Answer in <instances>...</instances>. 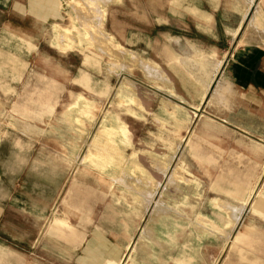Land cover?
<instances>
[{"label": "crops", "instance_id": "1", "mask_svg": "<svg viewBox=\"0 0 264 264\" xmlns=\"http://www.w3.org/2000/svg\"><path fill=\"white\" fill-rule=\"evenodd\" d=\"M68 1L0 0V264H214L175 242L214 187L264 264V0H93L90 51Z\"/></svg>", "mask_w": 264, "mask_h": 264}, {"label": "rangeland", "instance_id": "2", "mask_svg": "<svg viewBox=\"0 0 264 264\" xmlns=\"http://www.w3.org/2000/svg\"><path fill=\"white\" fill-rule=\"evenodd\" d=\"M100 3H104L106 0H100ZM113 1V0H112ZM70 8L68 10V19L64 24H66V28H68L69 34L71 36L73 35H81L78 37H85V40L83 42V47L85 49H89V51L93 48V43L91 41H87V32L90 34L89 29H92V27H84V21L80 24L79 20L81 18H86L90 16L89 12L87 11L89 6L94 3L93 0H69ZM107 2V1H106ZM116 3L118 4V10L125 11L126 8L124 5H128L129 8L131 5H136L142 3L149 7V10L154 9L156 5V0H117ZM89 5V6H88ZM87 7V8H86ZM88 19V18H86ZM82 25V26H81ZM64 26V25H63ZM73 39V38H72ZM71 40V43L69 44L68 48L69 51H73L72 53H75L74 47L76 44H74V40ZM80 39V38H79ZM79 41V40H78ZM73 43V44H72ZM108 43V42H107ZM81 44V42H80ZM105 44V43H103ZM103 44L97 43V46H101L102 48L106 46ZM60 46V45H58ZM103 49L105 52H108V50ZM75 55V54H74ZM69 59L75 61V56H69ZM153 110V109H150ZM155 110V109H154ZM149 130H155L157 125L149 124ZM215 176V174H213ZM263 185V182H262ZM200 193L197 196V203L195 204L196 215L197 219L195 221V230L191 226L190 229L185 230L184 228L188 226L189 221H182V232L179 236L175 237V242L180 243V249H181V256H185L186 258L190 259L191 257L202 260V261H213L214 264H226V259L229 260H236L237 254L232 249V242L236 234V230L234 233H230L228 239L226 240V236L221 235L219 230L213 228V231L209 229V227H206L204 222L201 220V217H207L209 218L212 223L217 225H222L221 216L223 213H226L225 211H222L221 203H220V194L217 193L219 191V188H213V192L211 194L212 197L208 196V188L206 191L204 189L199 190ZM204 191V195H201ZM207 194V196H205ZM235 205V204H233ZM192 208V206H191ZM182 213H185L182 211ZM186 214L192 215V210L189 211L187 209ZM245 226H251L252 224H255L250 228L248 231V235L246 237L245 243L252 245V248L255 247V249H260L256 252H250L246 253V256L249 259H253L257 257L258 255H264V220L263 219H252V216L250 214L246 215L245 217ZM192 225V220L190 221ZM229 223H231V219L229 218ZM231 232V230H230ZM233 232V231H232ZM177 239V240H176ZM226 244V246H224ZM224 248L223 251L221 248ZM165 254H170L169 251H166ZM174 254H176V248L174 250ZM233 264V263H230Z\"/></svg>", "mask_w": 264, "mask_h": 264}]
</instances>
